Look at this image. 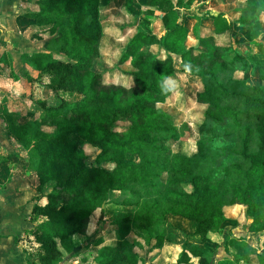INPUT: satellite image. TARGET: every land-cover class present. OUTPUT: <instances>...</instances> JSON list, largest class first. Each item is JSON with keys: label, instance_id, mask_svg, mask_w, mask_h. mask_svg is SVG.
Here are the masks:
<instances>
[{"label": "trees", "instance_id": "obj_1", "mask_svg": "<svg viewBox=\"0 0 264 264\" xmlns=\"http://www.w3.org/2000/svg\"><path fill=\"white\" fill-rule=\"evenodd\" d=\"M100 2L36 0L35 11L26 14L49 41L45 51L25 54L24 61L39 71V78L48 80L54 97L39 102L40 120L20 122L14 113H6L5 122L37 173L41 194L37 199H48L33 208L34 218H47L30 231L42 251L39 264H59L63 251L73 252V236L88 234L92 218L103 215L110 191L132 193L134 199L126 205L135 208V214L130 215L131 208L123 221L141 231L154 230L175 217L195 223L192 237L203 240L223 228L227 207L244 206L253 219L249 230L263 234L264 85L230 75L249 69L241 54L231 60L233 46L219 40L233 33V22L223 13L212 15L214 25H202L198 44L188 46L191 29L183 12L195 0H145L141 14L132 10L130 0L125 1L122 9L139 22L135 31L130 28L134 33L120 58L121 64L131 61L135 68L126 74L125 84L117 71H108L112 70L106 67L109 56L99 60L106 43L115 47L118 41L104 38ZM176 55L186 73L201 78L195 96L206 106V124L231 120L242 130L236 150L239 160L223 167L221 175L206 168L205 162L210 164L218 156L208 152L205 140L198 142L195 155L170 148L178 135L176 117L159 105L169 103L174 95ZM258 67L264 80V63ZM64 93L78 98L70 101ZM119 122L127 128L119 130ZM93 157L95 164L90 163ZM104 163L113 168L102 167ZM50 183L53 189L45 193ZM163 238L160 235L158 240ZM230 248L250 264H264V254L252 255L242 238L230 239ZM194 258L209 264L199 246L185 250L175 264H190ZM98 261L141 264L123 241L103 246Z\"/></svg>", "mask_w": 264, "mask_h": 264}, {"label": "rangeland", "instance_id": "obj_2", "mask_svg": "<svg viewBox=\"0 0 264 264\" xmlns=\"http://www.w3.org/2000/svg\"><path fill=\"white\" fill-rule=\"evenodd\" d=\"M102 1L104 38L118 41H116L115 47L107 46L106 43L107 50L104 47L105 41L103 56L99 60H104L109 56L106 67L108 66L112 70L106 69L117 71L124 79V83L127 84L128 76L126 74L135 68L127 62L121 64L120 58L125 42L134 33L130 32V28L135 31L139 22L132 19L122 8L114 7L113 5L120 6L116 3L117 0ZM133 1L138 3L139 0ZM19 7L21 8L22 5H18ZM220 13L225 14L234 25L231 35L227 34L219 38L222 43L233 46L228 57L232 60L237 54H241L249 65L247 72L235 70L230 71V75L244 77L251 85H264L258 67L259 63H264V0H195L189 11L183 12L191 29L187 45L196 46L199 28L202 25L213 26L214 19L211 16ZM138 14H141V10ZM5 24L6 22L2 24L0 19L1 137H5L3 129L7 112H19L18 120L20 122L40 120L43 117V110L39 105L40 99L54 97L49 93L47 79L38 78V82H36L37 79L31 76L34 71L22 66V55L25 52H34L40 49L42 44L31 40L24 30L17 27L10 28ZM155 32L161 36L160 29H156ZM98 67L101 69L100 66ZM175 67L177 72L171 81L175 89L174 95L169 103L159 105L162 110L170 112L176 117L178 135L171 142L170 148L173 152L179 151L195 155L198 153V142L205 140L208 142V152L213 157L218 156L210 164L205 162L206 168L213 175H221L223 167L239 160L236 150L240 144L239 137L242 130L231 120L224 123L210 122L207 125L206 106L200 104L195 96L196 89L198 90L202 86L201 78L186 73L183 70L181 57L177 55L175 56ZM106 76L119 81V78L114 75L107 74ZM63 96L70 101H75L78 98L77 95L72 96L69 93H64ZM116 126L119 130L127 128L123 122L117 123ZM1 141H4L5 146L14 154L13 161H9V164L20 173L33 172L35 175L32 176L33 184L36 185L38 183L37 173L25 163L24 150L15 141L10 140L9 146L5 140ZM95 158H91L90 163L95 164ZM130 160L137 161L138 159L131 157ZM101 166L108 169L113 168L108 163ZM163 177L166 178V175ZM53 186V183L48 184L44 190L45 193H50ZM132 199L134 197L128 190L110 191L104 205V216L101 215L100 218L99 215H96L92 218L87 235L73 237L75 249L71 253L63 251L59 264H99L98 257L101 248L120 241L129 243L130 248L139 256L141 264H175L185 250L194 246H199L204 250L209 264H250L247 258L239 256L233 248L227 249L228 242L234 237L247 241L252 255L264 254V233L257 234L249 230L253 219L247 215L244 206L227 207L228 221L223 228L211 231L203 240H195L192 233L196 224L185 219L170 217L154 230L145 231L137 229L132 222H124L123 218L129 215L128 212L131 208L130 215L134 216L135 214V208L126 205ZM160 235L164 237L162 242L158 240ZM26 238L29 239L28 236ZM29 242L28 247L25 248L29 257L28 262L29 264H39L41 248L34 241L30 240ZM5 248L8 249V246H0V251L7 252ZM14 261L15 264H20L18 258L15 257ZM190 264H200V261L198 258H194ZM254 264H257V261Z\"/></svg>", "mask_w": 264, "mask_h": 264}, {"label": "crops", "instance_id": "obj_3", "mask_svg": "<svg viewBox=\"0 0 264 264\" xmlns=\"http://www.w3.org/2000/svg\"><path fill=\"white\" fill-rule=\"evenodd\" d=\"M100 1V18L103 23V1ZM117 1L116 3L120 6H113L121 9L125 1ZM35 2L36 0H0V19L2 24L6 22L5 25L10 26V28L17 27L24 30V32L31 37V40L42 44L40 49L34 52H25L21 58L23 61L22 66L31 68L34 71V74L31 76L37 79L36 82H38L39 71L35 70L29 63L24 61L25 54L45 51L49 41L48 35L43 34V28L37 24L36 20L26 16L27 13L35 11ZM130 2L132 3L131 8L135 13L138 14L140 10L142 12L145 0H139L138 3H135L133 0H130ZM20 4L22 7L18 8ZM137 10L139 11L137 12ZM188 11L189 10L184 11V13ZM127 63L132 65L131 61ZM42 100L44 99H40V101ZM7 113H14L17 119L20 117V113L17 111H10ZM3 131L5 137H1L0 135V246L6 245L8 249L5 248L7 252L0 251V264H15V257L18 258L20 264H29V257L25 248L28 247L30 240L39 245L30 234V231L47 219L46 217L34 218L33 208L36 204L45 205L48 199L47 197H41L39 200L37 199L41 194L37 190L38 183L36 185L33 184L32 176H35L33 172L20 173L9 164V161H13L14 154L5 146L4 141L1 140H5L8 146L10 140L15 141L17 144L19 143L8 134L6 123L4 124ZM19 146L22 148L20 144ZM24 152L26 154L24 155L25 163L28 164V154L25 150ZM36 182L35 179V183ZM79 235L81 234H76L73 237ZM27 236L29 239L26 238Z\"/></svg>", "mask_w": 264, "mask_h": 264}, {"label": "water", "instance_id": "obj_4", "mask_svg": "<svg viewBox=\"0 0 264 264\" xmlns=\"http://www.w3.org/2000/svg\"><path fill=\"white\" fill-rule=\"evenodd\" d=\"M102 216H104V215H102Z\"/></svg>", "mask_w": 264, "mask_h": 264}]
</instances>
